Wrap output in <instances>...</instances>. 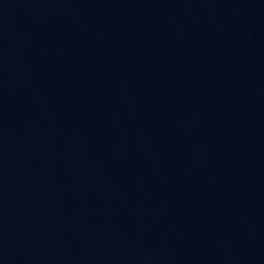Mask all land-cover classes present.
I'll return each instance as SVG.
<instances>
[{
    "label": "water",
    "instance_id": "water-1",
    "mask_svg": "<svg viewBox=\"0 0 264 264\" xmlns=\"http://www.w3.org/2000/svg\"><path fill=\"white\" fill-rule=\"evenodd\" d=\"M0 264H264V0H0Z\"/></svg>",
    "mask_w": 264,
    "mask_h": 264
}]
</instances>
